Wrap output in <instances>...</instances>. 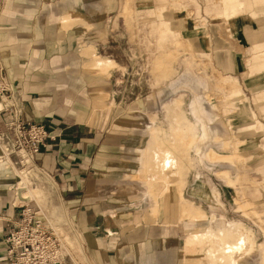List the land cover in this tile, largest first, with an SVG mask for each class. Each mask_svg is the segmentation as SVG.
Wrapping results in <instances>:
<instances>
[{"label": "crops", "instance_id": "0c3cea01", "mask_svg": "<svg viewBox=\"0 0 264 264\" xmlns=\"http://www.w3.org/2000/svg\"><path fill=\"white\" fill-rule=\"evenodd\" d=\"M175 1L127 0L125 6L126 18L131 23L136 22V27L139 12H145L151 24L154 23L151 30L159 36L158 41L176 43V50L168 48V53L155 62L156 74L172 73L176 64L185 63L187 59L191 60V66L201 67H204L203 60H210L221 77L238 82L241 90L234 89L230 82L221 83L228 90L224 100L218 101L224 108L202 104V98L211 100L207 92L206 97L196 96L191 107L196 118L194 123L181 109L180 98L169 105L170 115H179L183 120L181 128L174 124L172 130L184 131L188 125H193L194 130L188 144L184 137L174 145L188 149L197 135L195 132L201 130V139L206 138L203 148L210 147L202 152L208 165L194 172L193 180L185 184L182 180L173 202L167 195L149 205L146 201H129L127 193L131 189L127 179L131 173L125 163L131 162V158L121 154V136L113 143L100 137V123L93 120L103 109L95 110L88 102L95 95L92 83L95 79L100 83L97 98H107L106 83H111V79L101 70H91L89 65L94 57L100 56L111 59L96 60L102 70L108 71L113 66L115 59L108 52L114 48L115 34L110 23L116 25L119 12L116 4L122 0H0V68L12 84V92L0 98V256L4 253L6 233L15 228L21 218V205L30 204L34 208L38 205L33 194L38 188H29L25 176L14 170L3 155L9 142L7 127L17 113L24 121L45 125L53 137L43 144L26 176L38 173L50 183L51 197L45 207L50 216H46L57 232L60 225L66 234L65 242L72 259L66 257L64 264H203L201 250H206V246L193 244L197 239L195 234L207 229L224 234L205 236L204 241L227 243L231 252L235 247L228 243L245 242V235L251 236L245 243L250 244L251 249L256 248L255 229L251 235L246 228L250 225L244 221L240 222L246 227L239 223L229 226L238 221L224 220L214 207L228 214L239 205L236 210L253 212L256 214L253 225L264 228L260 212L264 210V188L241 189L244 196L242 202L237 203L239 191L233 185L236 184L234 157L227 149L226 140H216L218 137L210 134L208 124L215 131L221 130L222 123L231 124L236 132H246L243 137L250 146L262 149L255 164L260 163L257 172L263 175L264 134L256 141L255 133L249 131L250 125L256 123V137L264 132V105L255 102L264 98L256 86L264 83V0H207L204 15H199L206 23L200 24L201 30L192 41L193 53L189 57L185 55L183 41L186 26L180 22L186 18L183 14L186 10L178 9L190 0ZM254 2L256 7L247 10ZM142 3H145L144 10L139 8ZM168 4H173L177 10L168 8ZM199 8L202 6H198L197 12ZM238 12L240 14L235 15ZM212 13L224 19L209 16ZM163 17L178 21L169 27L162 20L155 28L154 19ZM224 29L230 39L223 38ZM197 55L203 59L198 60ZM183 71L180 77L185 75L186 70ZM218 108L223 113H219ZM252 114L258 118L255 123ZM110 144L119 149L109 155L102 153L101 148ZM148 146L152 154L159 151L170 155L171 140H164L159 133L153 134ZM249 156L253 157L249 164H253L255 154ZM152 158L153 155L148 158L150 163L145 165V170L155 165L157 160ZM162 162L163 167L170 164L168 158ZM175 172L179 173L180 167ZM27 187L28 194L24 190ZM186 196L195 203L185 199ZM187 201L193 203L194 208L183 207ZM151 210L157 213L148 214ZM222 226L229 227L216 228ZM262 234L264 236V229ZM263 243L257 247L262 246L264 253ZM244 253L233 257V262L236 258H249ZM203 259H209L207 251ZM209 262L214 264L210 259Z\"/></svg>", "mask_w": 264, "mask_h": 264}, {"label": "rangeland", "instance_id": "374dc122", "mask_svg": "<svg viewBox=\"0 0 264 264\" xmlns=\"http://www.w3.org/2000/svg\"><path fill=\"white\" fill-rule=\"evenodd\" d=\"M206 2L207 0H190L188 1V3H186L185 7H180V9H178L186 10V12L183 13L186 15V18L180 20V22L183 23L184 26H186L185 40H183L186 44V57L191 56V54L193 53L192 41L197 37V34H199V30H201L199 29L200 24L206 23V20L199 17V15H204V12L202 11L206 6ZM127 3V0H122V3L116 4L119 9L118 16L116 17V25L114 26L112 22L110 23L111 27L113 26V33L115 34L112 43V46H114V48L110 52H108L109 55H111V57L115 59V62L113 61L114 64L111 67L112 69L110 68L108 71H104L96 64V60L98 58L110 59L109 57L107 58L96 56L94 57V61H92L89 65V68L91 70H101V72L106 73V77L111 79V83L110 81L109 83H106L108 84V92L106 94L107 98H97V89L100 83L98 79H95L92 82L93 89L95 90V95L90 98L88 102L89 106L95 108V110L103 109L100 114L95 115L97 120L96 118L93 120L100 123V127L98 130L100 137L110 140L109 143H113V140L115 138H119V136H121V154L124 157L131 158V162L125 163V166H127L128 168V172L131 173V175H129L130 177L127 179V181L130 182L129 184L131 189L128 190L129 192L127 193L129 201H134L137 203L146 201L149 203V205H153L154 203L158 202L159 199L168 195L170 196V200H172L171 202H173L177 198L175 194L179 192L178 187L182 180L184 179V184L187 183L188 180H193L195 177L194 172L199 171L208 165V159L203 157L204 159H206L204 160L202 158V152L204 150L208 151L210 147L203 148L202 143L206 141V138L203 137V139H201V130L195 132L197 135L195 136L192 145L188 149L183 150L181 147L174 145L176 140L182 139L184 137L186 138L184 140L185 144H188L189 140L193 138L194 130L191 129L193 125H188L184 131L172 130L173 128H175L174 124H177L179 128H181L180 123L183 122V120H181L182 117L179 115H170L168 108L169 105L173 104L177 99L180 98L182 100L180 106L181 109L183 110V112H185L184 114L186 115L188 120L194 123L196 118L191 113V107L192 102L196 96L201 95L202 97H206L205 93L207 92L210 94L211 100L209 102L207 99L202 98V104L209 108L211 106H214L215 104L219 105L220 108H224V105L218 101L224 100V94H226L225 92H228V90L227 88L225 89V87L223 88L221 86V83L230 82L233 84L232 87H234V89L240 90L241 86L238 82L235 83L229 79L221 77L219 73L213 68L214 66L211 64L210 60H203L204 67H201L197 66V64H193V66H191V60L187 59L185 63L182 62L180 63V65L176 64L174 66L175 70L172 73L170 72L167 75L163 74L161 76L156 74L154 66L155 62L162 54L168 53V48L176 50L177 48L174 47L176 43L172 40H170L169 42L165 40L167 43L163 42L161 44L158 41L159 36L155 33H152L151 27L154 26V23L151 24V22L149 21L150 17H148L145 12H139L137 18V27L136 22H134L135 25L134 23H131V21L126 18L127 14L125 13V6ZM199 5L202 6V9L199 8L200 12H197V8ZM254 5L256 7L255 2L253 3V5L248 6L247 10L253 9ZM144 6L145 3L139 4L140 9L144 10ZM168 8H175L177 10V8L173 4H168ZM167 10L169 11V9H166V11ZM179 14H181V12ZM238 14H240V12L235 13V15ZM210 15L212 17L224 19L223 16L220 17L215 15L214 13L209 14V16ZM162 20L168 23L169 27L170 25H175V23H177L178 21L177 19L155 18V28L157 23L161 22ZM222 25L224 26V24ZM226 32L227 31L224 29L222 35L223 38L230 39ZM174 37L175 39L177 38L176 32L174 33ZM196 58L198 60L203 59L199 55H197ZM189 67L191 68L190 71H188L190 69ZM184 69L186 70L185 75L183 77H180L179 73L184 72ZM256 86L258 90L261 89L259 93L264 96V83H259ZM251 88L252 87L250 85L249 89ZM255 102H259V106H263L264 98L256 100ZM104 109L108 112L107 115H105ZM152 111L153 113H151ZM218 112L223 113L219 108ZM252 116L253 123L257 122L258 118L253 114ZM208 126L210 127V134L218 137L216 140H226L227 149L234 157V163H232V166L234 167L235 171L234 175L236 176V184L233 185L235 189L239 191V193H237L236 195V201L237 203H241L244 196L242 195V190H247L251 187L256 189H258L259 187L264 188V173L263 175H259L257 172V170H259L257 166L260 165V163L255 164L258 158V154L261 155L262 153V149L260 148V150L253 145L250 146V142H247L243 137L246 132L234 131L233 129H231V124L224 126L221 123L222 128L219 131L213 130L211 128V124H208ZM250 126H252L249 131L250 133H258L255 129L257 128L256 123L255 125ZM120 127H122V129H120ZM153 129L155 131H153ZM157 133H159L164 140H168L170 138V155L166 154L165 152H156L155 150L154 154H152L153 152L150 153L148 151V149H150L148 143L151 140L153 134ZM255 134L254 136L257 141L258 138H261L263 136L264 132H259V137H256ZM114 149L119 148H117V146L116 148H114L113 144H110L105 148H101V152L109 155L114 153ZM183 154L185 155L183 157V161H181L180 157ZM251 154H255V159L253 162L254 165L249 164V159L252 157H250L249 155ZM151 155H153L152 159L157 161L154 162L155 165L152 166L151 169L148 168V170H145V165L150 163L148 162V158H151ZM260 157L261 156H259V158ZM167 158L168 162L170 163V167L166 164L165 165L167 167H163L162 159ZM179 167L180 172H175V170ZM261 169H264V166ZM27 174L28 173L26 172L24 176L26 178L28 187L31 189L38 188V191L33 192V194H35L38 205L43 208V211L45 210L44 212L45 214H47V216H50V211L46 209L47 202L51 197L50 183L40 177L38 173H34L32 177L26 176ZM237 176L239 179L237 178ZM28 187L24 190L26 191ZM27 191L26 194H28ZM185 199L189 198H187L186 196ZM192 201L195 203L194 200ZM193 206V203L187 201L185 206L183 207L194 208ZM238 206L239 205L234 206V208L230 212H228V214L219 210L218 208L214 207V209L218 213L219 217L220 215L224 217V220L228 219V222L238 221L230 223L229 226L234 223L243 224L245 227L247 224L250 225H247L248 227L246 228L251 232V235L255 234L256 241L258 243L255 245L256 248L251 249L250 244L245 243L251 237H247L245 235V242L228 243L233 244V246L235 247L234 252H231L229 250L231 246H227V243H213L204 241L205 236L224 234V232L218 233L215 230L210 231L209 229H207L201 233L195 234L197 239L196 243L193 244H204L206 246V250L201 248V261L203 264H210L209 259L211 262H214V264H238L239 261L240 264H243L244 262L246 264H264L263 248L262 246L257 247V245L264 242V236L262 234L264 228L253 225L252 219L256 217V214H253V212L249 213V211L248 213H246L242 211V209L236 210L235 208H237ZM202 212V215H205V212ZM260 212L263 214L262 218L264 219V210H260ZM156 213V211L153 212L152 210L148 212V214L150 215H154ZM208 213H210V211ZM194 217L195 216H193V218ZM214 219L215 216H212V220ZM220 219L222 218L218 219L219 222L222 223V220ZM240 221H244L246 225ZM229 226L216 228H228ZM204 228L205 227L201 229ZM233 229L242 230L241 227H233ZM57 230L59 235L65 242L66 234L64 233L63 228H61V226L59 225ZM227 235L228 233L226 234V238ZM201 237H203V239H201ZM65 244L68 243L65 242ZM262 245H264V243ZM247 250L249 251L246 252ZM206 251L207 257L209 259L205 261L203 259V254H206ZM243 253L244 255L247 254L246 256L249 255V258H236V260L233 262V257H237L238 255H242Z\"/></svg>", "mask_w": 264, "mask_h": 264}, {"label": "built area", "instance_id": "2783aa9c", "mask_svg": "<svg viewBox=\"0 0 264 264\" xmlns=\"http://www.w3.org/2000/svg\"><path fill=\"white\" fill-rule=\"evenodd\" d=\"M12 92V84L0 68V98ZM9 142L3 155L14 170L25 175L35 156L41 153L43 144L53 138L41 123L24 121L19 113L7 127ZM21 218L15 228L8 230L3 264H64L65 258L72 259L71 252L54 224L37 205H21Z\"/></svg>", "mask_w": 264, "mask_h": 264}, {"label": "bare ground", "instance_id": "6f19581e", "mask_svg": "<svg viewBox=\"0 0 264 264\" xmlns=\"http://www.w3.org/2000/svg\"><path fill=\"white\" fill-rule=\"evenodd\" d=\"M67 246H68V244H67ZM69 247V246H68Z\"/></svg>", "mask_w": 264, "mask_h": 264}]
</instances>
